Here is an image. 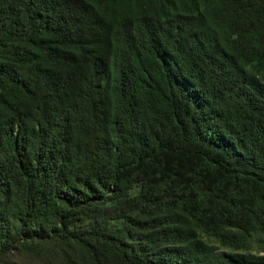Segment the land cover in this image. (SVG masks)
<instances>
[{
	"label": "trees",
	"instance_id": "1",
	"mask_svg": "<svg viewBox=\"0 0 264 264\" xmlns=\"http://www.w3.org/2000/svg\"><path fill=\"white\" fill-rule=\"evenodd\" d=\"M264 0H0V264H264Z\"/></svg>",
	"mask_w": 264,
	"mask_h": 264
},
{
	"label": "rangeland",
	"instance_id": "2",
	"mask_svg": "<svg viewBox=\"0 0 264 264\" xmlns=\"http://www.w3.org/2000/svg\"><path fill=\"white\" fill-rule=\"evenodd\" d=\"M251 250L252 251L260 250V252H264V249L261 247L259 243L252 245Z\"/></svg>",
	"mask_w": 264,
	"mask_h": 264
}]
</instances>
